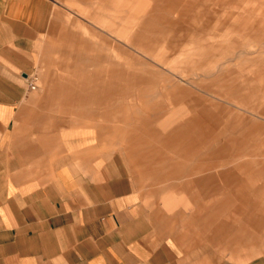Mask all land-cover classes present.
<instances>
[{
  "label": "crops",
  "instance_id": "1",
  "mask_svg": "<svg viewBox=\"0 0 264 264\" xmlns=\"http://www.w3.org/2000/svg\"><path fill=\"white\" fill-rule=\"evenodd\" d=\"M84 20L76 21L85 24ZM68 23L66 19L61 28L59 68L55 75L45 76L42 86L33 88L37 48L46 45L42 36L48 27V2L0 0V264H210L190 224L177 228L175 219L157 208L154 198L144 196L129 168L106 151L97 154L96 129L71 126L54 113L106 104L109 93L142 86L141 72L121 60L125 50L121 40L115 42L113 55L112 40L100 42L96 31L92 38L75 34ZM173 42L172 53L161 58L168 69L157 72L169 73L181 84L175 80L172 86L161 85L162 81L158 85L188 94L183 123L171 137L187 138L185 185L189 201H199L196 212L204 216L203 240L222 243L229 235L217 207L255 204L249 198L239 199L247 195L246 184H259L253 164L264 154L240 146L233 126L229 135L209 140L208 92L200 88L206 80L201 74L192 75L189 66L201 61L207 51L201 48L204 43H193L189 36ZM83 61L89 67L82 66ZM243 66L232 69L236 73L231 121H236L239 105L249 104L253 92L251 80L244 77L264 76V69ZM189 77L197 78L199 86L183 85ZM183 97L168 96L166 102L174 104ZM178 116L174 113L173 118ZM173 148L178 150L180 145ZM225 158H232L231 163L226 164ZM163 162L158 160V168ZM172 166L174 172L181 161ZM260 184L264 187V182ZM225 190L232 191L230 201H225ZM260 191L259 198L264 188ZM235 236L238 255L257 247L254 238L246 246L239 231ZM211 262L218 264L216 259Z\"/></svg>",
  "mask_w": 264,
  "mask_h": 264
},
{
  "label": "rangeland",
  "instance_id": "2",
  "mask_svg": "<svg viewBox=\"0 0 264 264\" xmlns=\"http://www.w3.org/2000/svg\"><path fill=\"white\" fill-rule=\"evenodd\" d=\"M47 2L48 27L42 36L46 45L37 48L39 54L31 73L32 87L42 86L45 76L55 75L59 68L57 63L62 59L60 35L66 19H69L70 32L92 38L91 34L96 31L100 35V42L112 40L113 55L117 53L115 42L121 40L125 48L121 51V60L127 63L129 69L141 72L142 86L129 85L121 94L111 92L106 104L95 103L89 105L90 108L78 110L70 107L54 113L66 119L71 126L96 129L99 136L97 154L101 150L106 151L129 168L144 196L154 198L157 208L175 219L177 228L186 229L187 224H190L189 229L198 238V246L206 251L210 264L212 259H216L218 264H264V191L259 194L260 198L257 195L264 188L260 184L264 182V158L257 157L253 164L259 184H246L247 195L239 199L246 201L249 198L250 203L255 204L247 206L230 203L217 207L218 211H222L219 214L223 218L225 234L229 236L222 243L220 240H203L204 216L196 212L200 208L199 201H189L185 185L188 178L185 163L187 138L183 135L177 139L171 137L173 129L183 123L188 94L183 95L181 90L179 92L173 87L168 90L160 88L158 81H162L161 85L164 86L174 85L175 80L176 84L181 82L177 77L171 78L169 73L157 72L168 69V62L161 58L172 53L173 41L177 43L180 37L189 36L193 43H204L201 48L206 49V54L201 61L189 66L192 75L201 74L202 79L206 80L200 88L208 92L209 140L219 134L223 137L229 135L233 126L240 146H244L250 153L263 155L264 84L259 80H264V76L250 74L244 77L251 80L249 84L253 92L249 104L237 108L236 121H231V87L232 77L236 73L233 67L240 65L241 68L245 64L242 68L247 70L264 69V0ZM77 18L85 19V24L78 23ZM181 47L185 50L184 45ZM72 63L76 64L74 61ZM81 65L89 67V62L83 61ZM224 68H231V71H224ZM186 80L183 82L185 86L189 82L199 86V80L195 77ZM205 92L199 94L206 95ZM178 95L184 96L185 100L181 99L174 104L166 102L168 96L175 99ZM174 113H179L178 120L173 118ZM175 144L180 145V149H174ZM159 159L164 161L162 168H158ZM175 161H181V166L173 172ZM224 161L230 164L232 158H225ZM243 178L245 180L246 177ZM231 193V190H225V201H230ZM214 208L208 207V210ZM237 231L243 244L249 245L254 238L257 247L245 249L243 254L238 255L233 247L238 240L235 236ZM251 231H254V236ZM231 233H234L233 237ZM223 245L225 247L222 249Z\"/></svg>",
  "mask_w": 264,
  "mask_h": 264
}]
</instances>
